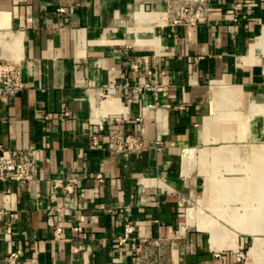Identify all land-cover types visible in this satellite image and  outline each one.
<instances>
[{
	"label": "crops",
	"instance_id": "obj_1",
	"mask_svg": "<svg viewBox=\"0 0 264 264\" xmlns=\"http://www.w3.org/2000/svg\"><path fill=\"white\" fill-rule=\"evenodd\" d=\"M0 60L24 82L0 96V147L39 158L31 183L0 180V264H264L256 190L228 238L191 205L264 162V0H208L188 26L167 0H0ZM129 135L147 142L118 151Z\"/></svg>",
	"mask_w": 264,
	"mask_h": 264
},
{
	"label": "built area",
	"instance_id": "obj_2",
	"mask_svg": "<svg viewBox=\"0 0 264 264\" xmlns=\"http://www.w3.org/2000/svg\"><path fill=\"white\" fill-rule=\"evenodd\" d=\"M168 11L172 15V24L191 25L203 20V14L207 10L208 0H167ZM137 68V65H134ZM146 89L156 90L157 86L146 84ZM24 88L22 79L21 65L15 62H7L0 60V96L12 97L21 92ZM116 88L114 86L107 87L106 94L114 93ZM117 140V150L126 151L130 149L140 148L147 142L143 137H134L129 135L125 140L121 136L115 137ZM96 139V137H95ZM156 146L161 144V141H154ZM38 153L34 148L24 149H9L0 147V180L2 181H16L21 185H27L34 181L38 174ZM101 179V176H99ZM69 181L66 185L67 195L70 196L72 192V182ZM56 185H62V181H57ZM134 227L127 224L123 241H126ZM145 242H140L139 246L144 247ZM13 254L12 256H16ZM246 253L242 250L237 252V260H246Z\"/></svg>",
	"mask_w": 264,
	"mask_h": 264
},
{
	"label": "rangeland",
	"instance_id": "obj_3",
	"mask_svg": "<svg viewBox=\"0 0 264 264\" xmlns=\"http://www.w3.org/2000/svg\"><path fill=\"white\" fill-rule=\"evenodd\" d=\"M245 105L246 104L244 102L243 106ZM262 117H263L262 114H257V115L242 114L241 120L242 122H247L249 118H251V120L254 118H258L259 121V119ZM258 137L264 138V129L260 130V134L258 135ZM258 144L259 145H257V147L259 149L264 148V142L263 143L259 142ZM242 159L245 160L244 157ZM242 165L245 166V162L244 163L242 162ZM246 175H247L246 172L234 173L232 171L229 172L221 169L220 172H218L217 177L214 178V180H216L217 182H221L223 180H232L235 178H241L244 180V177ZM249 182L250 181H247L245 183L246 187L237 188L234 190L233 189L226 190L223 188L214 195L213 194L206 195L202 193L198 194L194 199L191 200V205L192 206L197 205L199 207L205 206L206 208L209 207V213L211 218H213L215 222L219 223L217 227L224 231L226 238L231 237V235L233 236V234L236 233L237 230L240 228L234 225H228V224L225 225L224 224L225 220L229 221L228 219L230 218H236L239 216V214H244L247 211V208H249L247 212L254 211L252 207L254 208L255 204L258 203L257 201L252 199L254 196L251 192L252 185ZM259 197L264 198V194L262 195V193H260ZM239 236H242V234H240ZM245 253L247 256V252Z\"/></svg>",
	"mask_w": 264,
	"mask_h": 264
},
{
	"label": "bare ground",
	"instance_id": "obj_4",
	"mask_svg": "<svg viewBox=\"0 0 264 264\" xmlns=\"http://www.w3.org/2000/svg\"><path fill=\"white\" fill-rule=\"evenodd\" d=\"M264 163H260L258 164V166L256 167V171L257 173H254V175H252V178L251 177H245L244 180H240L238 183L242 186H246V182L247 181H250L249 183H251L252 185V191L256 190V193H257V196L258 198L257 199H261V197H259L260 193H262V195L264 194ZM263 170V171H261ZM250 172V171H249ZM252 172V171H251ZM238 184V185H239ZM260 228V227H258ZM253 233L254 235H257V233L255 232H251ZM222 234L221 233H214V236L215 237H219L221 236ZM261 239L257 238L256 239V245L254 246V248L252 249V255H256L258 253V251L260 250L261 248V243H260Z\"/></svg>",
	"mask_w": 264,
	"mask_h": 264
}]
</instances>
